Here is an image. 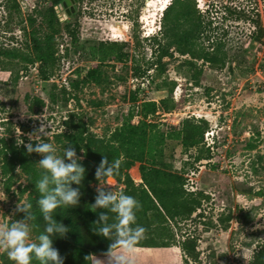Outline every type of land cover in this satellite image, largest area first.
Returning <instances> with one entry per match:
<instances>
[{
	"label": "rangeland",
	"instance_id": "374dc122",
	"mask_svg": "<svg viewBox=\"0 0 264 264\" xmlns=\"http://www.w3.org/2000/svg\"><path fill=\"white\" fill-rule=\"evenodd\" d=\"M16 1L19 8L7 9L12 1L0 0V137L25 145L51 143L62 157L57 134H109L131 113L136 122L145 101L159 106L147 119L168 132L179 129L185 118L206 119L205 144L185 149L172 138L163 154L169 164L165 168L184 175L183 188L192 193L187 198L195 199L198 208L186 217L154 221L141 238L154 232L149 239L172 243L180 264H247L264 246V0H194L206 29L198 42L209 48L219 43L224 65L182 55L174 47L160 64H152L157 57L153 37L161 38L163 31L164 10H158L162 0H154L152 6L148 0H76L70 14L56 5L61 30L55 36L56 67L47 80L39 76V62L13 52L32 57L29 17L39 28V12L48 0ZM66 25L76 31L75 44ZM259 26L260 42L254 39ZM38 31H46L44 24ZM101 41L126 42L127 56L99 64L94 54ZM97 64L102 76L98 83L86 76ZM162 98L174 108L164 111ZM208 146L211 157L196 161L200 147L204 155ZM76 154L84 158L83 151ZM42 158L38 153V162ZM128 172L134 182H141L139 162ZM27 185L20 168L5 174L0 158V228L25 221L17 206L30 204ZM102 185L117 195L123 188L109 177L98 187ZM27 223L28 242L38 243L31 219ZM35 261L33 257L30 264ZM0 264H14L2 247Z\"/></svg>",
	"mask_w": 264,
	"mask_h": 264
},
{
	"label": "trees",
	"instance_id": "16d2710c",
	"mask_svg": "<svg viewBox=\"0 0 264 264\" xmlns=\"http://www.w3.org/2000/svg\"><path fill=\"white\" fill-rule=\"evenodd\" d=\"M11 1L10 6L6 5L7 9L19 8L16 0ZM61 1L48 0V6L39 12L42 19L40 23L42 26L44 24L46 28L43 34L40 35L38 31L42 26L39 25V28H34L36 19L29 17L28 24L32 26L30 32L32 57L17 51L13 52V55L19 56L20 59L30 60L34 63L39 62V76L44 80L49 78L56 67L57 44L55 36L60 33L61 21L55 6ZM162 19L161 38L153 37L157 48V57L152 64H160L162 58L169 54L170 48L174 47L182 55L189 54L192 58L205 60L211 65H224L225 53L220 49L219 43L212 44L214 46L209 48L198 42L206 29L201 14L195 7L194 0H171L170 4L164 8ZM210 23L208 20L207 26ZM65 27L75 44L77 40L75 29H70L68 25ZM133 36L138 45V35L134 32ZM262 37L263 29L259 26V31L254 39L260 42ZM126 44V42L118 41H101L96 46L98 51L97 53L94 52V59L98 60L99 64L104 63L105 60L122 61L127 56V53L124 52ZM220 51L222 52L220 53ZM86 76L91 77L97 83L100 82L102 76L99 65L89 69ZM131 99L133 102L136 101V96H131ZM51 101L53 103L56 101L54 96H51ZM159 104L166 112L174 108V103L170 105L168 98H162ZM139 107L140 118L136 122L132 120L133 114L131 113L128 117H124L122 122L109 134L97 135L84 130L75 133V130H72L56 136L61 143L62 153H64L65 148L69 147L74 148L76 153L83 151L84 158L79 159L78 163L85 168L81 183L79 185L72 184L73 188L80 190L79 204L75 207L60 206L52 214V218L65 225L68 230L64 236L52 237L53 247L58 250L63 259V264H97L100 257L117 249L123 251L118 240L114 243L113 240L106 239L99 232L104 226V224L99 223V212H106L107 210L95 209L92 205L98 195V188L109 189L104 185L98 187L100 183L106 182L107 176L97 177L96 175L97 169L105 159L113 168L112 176L118 183L124 185L121 191L133 196L140 203V208L136 212V223L144 228L143 233L148 234L149 227L155 225L154 221L165 223L168 219H175L181 215L186 217L191 215L199 206L195 199L189 201L187 198L192 193L185 192L183 188L184 175L165 168L169 164L165 161L163 154L166 141L172 138L178 139L185 149L200 146L204 143V134L209 128L208 121L204 118L188 117L181 121L179 129L172 128L173 130L168 132L160 127L159 122L147 119L149 115H154L157 112L159 108L157 102L145 101ZM32 145L35 147L34 144ZM26 146L12 138L0 137V158L4 173L7 174L18 167L27 176V187H29L32 195L30 197L31 227L39 237L44 234L47 225L38 204L42 194L36 189V183L42 178L43 170L39 166L38 153H28ZM206 152L203 155L200 147L195 160L209 159L211 157L209 146L206 147ZM136 162H139L141 176L139 183L134 182L128 172ZM96 185L97 188H95ZM183 205L184 210H182ZM107 216V224L118 222L116 213L107 211ZM148 220L153 221L147 224ZM143 237L138 240V246L151 247L155 245V239H149L152 238L151 236ZM163 245L168 246L169 244L164 242ZM34 264H41V261L36 258ZM247 264H264V246L253 254Z\"/></svg>",
	"mask_w": 264,
	"mask_h": 264
},
{
	"label": "clouds",
	"instance_id": "9594fccd",
	"mask_svg": "<svg viewBox=\"0 0 264 264\" xmlns=\"http://www.w3.org/2000/svg\"><path fill=\"white\" fill-rule=\"evenodd\" d=\"M45 135L48 136V132ZM26 147L28 153L43 154V158L39 160L43 173L42 178L36 183V189L42 194L38 204L47 225L44 234L38 237L39 242L29 243L30 228L27 221L32 218L31 205L20 204L17 210L25 213V221L0 228V247L7 250L14 264H30L33 257L40 260L41 264H63L58 250L53 247L52 237L64 236L68 230L65 225L54 220L52 214L60 206L75 207L79 204L80 190L73 188L72 184L81 183L85 168L78 163L79 157L74 148H65L63 156L59 157L51 143H39L35 147L28 144ZM65 158L70 162L65 163ZM96 175L97 177L113 175V168L106 159L97 169ZM97 192L93 208L111 211L117 215V223L107 224V211L99 212V223L104 224L99 232L114 243L118 240L123 250L121 254L111 257L112 264H132L136 245L144 232V228L136 223V212L140 208V203L123 191L117 195L113 190L102 187L98 188Z\"/></svg>",
	"mask_w": 264,
	"mask_h": 264
},
{
	"label": "crops",
	"instance_id": "0c3cea01",
	"mask_svg": "<svg viewBox=\"0 0 264 264\" xmlns=\"http://www.w3.org/2000/svg\"><path fill=\"white\" fill-rule=\"evenodd\" d=\"M119 184L124 186L121 183ZM163 244L164 242L162 243L159 241L155 242V245L151 247L137 245L132 264H180L182 258L173 249L172 243L168 246ZM120 250L121 249H117L108 255L100 257L97 264H112L111 257L121 254L122 251Z\"/></svg>",
	"mask_w": 264,
	"mask_h": 264
},
{
	"label": "water",
	"instance_id": "95a60500",
	"mask_svg": "<svg viewBox=\"0 0 264 264\" xmlns=\"http://www.w3.org/2000/svg\"><path fill=\"white\" fill-rule=\"evenodd\" d=\"M75 2V0H62L59 4H58V9H61L63 7H66L67 5H71V7L67 10V13L70 14L71 12L74 11V6L73 3ZM110 178V177H109ZM111 178H114L113 176H111ZM115 179V178H114Z\"/></svg>",
	"mask_w": 264,
	"mask_h": 264
},
{
	"label": "bare ground",
	"instance_id": "6f19581e",
	"mask_svg": "<svg viewBox=\"0 0 264 264\" xmlns=\"http://www.w3.org/2000/svg\"><path fill=\"white\" fill-rule=\"evenodd\" d=\"M158 1V0H156ZM154 3V0H148V4L152 6V4ZM168 3V0H162L160 3H159V8L158 10L159 11H162V9L164 10V8H166V5ZM111 178V177H110Z\"/></svg>",
	"mask_w": 264,
	"mask_h": 264
},
{
	"label": "flooded vegetation",
	"instance_id": "af4514ba",
	"mask_svg": "<svg viewBox=\"0 0 264 264\" xmlns=\"http://www.w3.org/2000/svg\"><path fill=\"white\" fill-rule=\"evenodd\" d=\"M75 2H76V0H75ZM73 6H74V4H73ZM70 7H71V5H67L66 7H63V8H61V9H59V11L62 12V13H67V10H68Z\"/></svg>",
	"mask_w": 264,
	"mask_h": 264
},
{
	"label": "built area",
	"instance_id": "2783aa9c",
	"mask_svg": "<svg viewBox=\"0 0 264 264\" xmlns=\"http://www.w3.org/2000/svg\"><path fill=\"white\" fill-rule=\"evenodd\" d=\"M105 186V185H104Z\"/></svg>",
	"mask_w": 264,
	"mask_h": 264
}]
</instances>
